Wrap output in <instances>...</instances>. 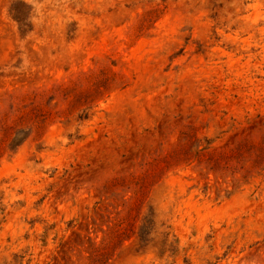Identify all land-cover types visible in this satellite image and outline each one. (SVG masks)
I'll return each instance as SVG.
<instances>
[{
    "label": "rangeland",
    "instance_id": "obj_1",
    "mask_svg": "<svg viewBox=\"0 0 264 264\" xmlns=\"http://www.w3.org/2000/svg\"><path fill=\"white\" fill-rule=\"evenodd\" d=\"M0 264H264V0H0Z\"/></svg>",
    "mask_w": 264,
    "mask_h": 264
}]
</instances>
